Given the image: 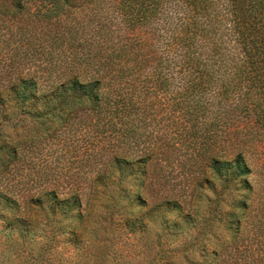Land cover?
Segmentation results:
<instances>
[{"label":"rangeland","instance_id":"1","mask_svg":"<svg viewBox=\"0 0 264 264\" xmlns=\"http://www.w3.org/2000/svg\"><path fill=\"white\" fill-rule=\"evenodd\" d=\"M12 2L0 0V93L17 76L37 70L49 58L51 45L39 37L49 29H43L45 17L38 34L28 26L32 36H22L21 25L36 22L17 23L27 16L17 17ZM175 2L166 3L154 22L136 32L153 38L154 71L167 72L170 85L164 97L169 100L191 83L178 76L180 64H170L178 58L177 51L168 48L169 39L182 28L181 15L188 14ZM114 5V0H106L103 9L90 4L78 13L102 12L116 21L121 15ZM8 9L12 14L3 12ZM31 9L37 13L34 5ZM161 96L159 92L150 99L159 103ZM239 96V90L232 93ZM16 110L14 99L0 100V264H248L246 257L257 259L264 249L252 217L244 218L240 228L228 217L230 204L243 190L227 189L209 168L200 171L202 160L191 156L194 147L189 148L188 140L167 144L158 139L168 128L157 105L156 121L136 120V133L128 140L133 148L124 145L129 152L120 163L112 162L110 139L94 137L96 124L86 122L87 115L73 118L66 128L48 122L47 131L17 117ZM22 124L33 129L19 130ZM87 131L90 136L85 137ZM27 137L37 142L17 159V141ZM144 147L148 153L140 150ZM262 160L250 158L254 173L249 180L257 191L264 189ZM141 161H147L145 168ZM142 176L146 181L140 187Z\"/></svg>","mask_w":264,"mask_h":264},{"label":"trees","instance_id":"2","mask_svg":"<svg viewBox=\"0 0 264 264\" xmlns=\"http://www.w3.org/2000/svg\"><path fill=\"white\" fill-rule=\"evenodd\" d=\"M12 1L17 17L27 16L17 23L36 22L22 24V36H32L28 26L38 34L39 22L45 17L43 29H49L39 32V37L51 44L49 58L45 57L37 70L30 68L27 74L17 76L0 93L3 103L8 98L15 100L17 117L48 131V122L66 128L73 118L87 115L85 121L96 124L94 137L110 139L112 162L120 163L121 156L129 152L124 145L133 148L128 140L136 133V120L149 117L151 123L156 121L157 105L168 128L165 136L169 134L158 139L167 144L188 140L189 148L194 147L191 156L202 160L200 171L209 168L227 189L238 186L243 190L230 204L228 217L239 228L244 218L252 217L264 248V189L257 191L249 180L254 173L250 158L260 163L263 159L264 164V0H114L121 15L116 21L103 17L102 12L78 13L80 7L90 4L103 9L106 0ZM174 1L188 14L181 15L182 28L169 39L168 48L176 50L178 58L170 64H180L178 76L191 83L169 100L164 97L170 85L167 72L154 71L157 53L153 38L136 32L154 22L163 6ZM3 12L12 14L9 9ZM157 74L156 79L153 75ZM235 90L241 91V96L232 97ZM159 92L163 93L160 102L151 101L150 96L156 98ZM235 112L237 116H233ZM20 129L33 127L22 124ZM36 142L29 137L17 141V159L26 146L32 144L31 148ZM140 150L148 153V148ZM146 163L140 165L145 168ZM145 172L143 169L141 175ZM142 178L140 187L146 181ZM243 261L264 264V249L257 259L246 257Z\"/></svg>","mask_w":264,"mask_h":264}]
</instances>
